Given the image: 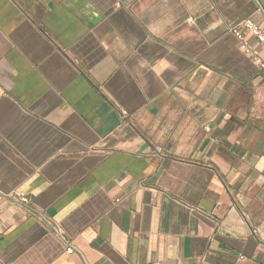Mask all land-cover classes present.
Returning <instances> with one entry per match:
<instances>
[{"label": "crops", "instance_id": "1", "mask_svg": "<svg viewBox=\"0 0 264 264\" xmlns=\"http://www.w3.org/2000/svg\"><path fill=\"white\" fill-rule=\"evenodd\" d=\"M257 2L0 0V264H264Z\"/></svg>", "mask_w": 264, "mask_h": 264}, {"label": "built area", "instance_id": "2", "mask_svg": "<svg viewBox=\"0 0 264 264\" xmlns=\"http://www.w3.org/2000/svg\"><path fill=\"white\" fill-rule=\"evenodd\" d=\"M257 2V0H254ZM258 3V2H257ZM259 6V10L262 11V8ZM263 12V11H262ZM241 27L246 29V31L251 34L256 42L262 47L264 50V33L260 31L257 26H255L251 21L245 20L241 23ZM235 37L238 39L240 42V47L244 52H250L248 44L244 41V36L242 33H240L239 30H234L233 31ZM262 68H264V64L261 63L259 60H257ZM207 130V129H206ZM0 195H2L0 191ZM15 200H16V207L18 208L19 212L21 213L22 216L24 217H30L35 219L39 223H43L47 225V227L52 230L55 234H58V228L55 225H52L50 221L40 212L37 211L35 208L32 207L29 199L22 193H14ZM2 237V233L0 232V239ZM65 251L68 254H71L74 252L73 247L70 245L65 246ZM240 260L243 259V257H239Z\"/></svg>", "mask_w": 264, "mask_h": 264}, {"label": "rangeland", "instance_id": "3", "mask_svg": "<svg viewBox=\"0 0 264 264\" xmlns=\"http://www.w3.org/2000/svg\"><path fill=\"white\" fill-rule=\"evenodd\" d=\"M253 101L256 103L254 112L264 116V76L255 89Z\"/></svg>", "mask_w": 264, "mask_h": 264}]
</instances>
